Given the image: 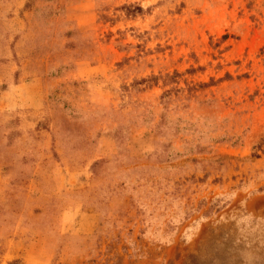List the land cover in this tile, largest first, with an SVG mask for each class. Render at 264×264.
Instances as JSON below:
<instances>
[{
  "label": "rangeland",
  "instance_id": "obj_1",
  "mask_svg": "<svg viewBox=\"0 0 264 264\" xmlns=\"http://www.w3.org/2000/svg\"><path fill=\"white\" fill-rule=\"evenodd\" d=\"M0 264H264V0H0Z\"/></svg>",
  "mask_w": 264,
  "mask_h": 264
},
{
  "label": "crops",
  "instance_id": "obj_2",
  "mask_svg": "<svg viewBox=\"0 0 264 264\" xmlns=\"http://www.w3.org/2000/svg\"><path fill=\"white\" fill-rule=\"evenodd\" d=\"M21 85H26V84H20V85H16V86H21ZM12 89H15V88H12Z\"/></svg>",
  "mask_w": 264,
  "mask_h": 264
}]
</instances>
